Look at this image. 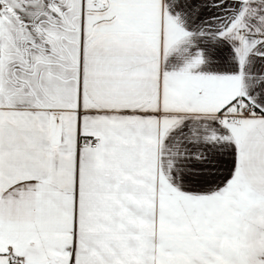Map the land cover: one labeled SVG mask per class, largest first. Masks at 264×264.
Wrapping results in <instances>:
<instances>
[{
    "label": "snow or ice",
    "instance_id": "obj_1",
    "mask_svg": "<svg viewBox=\"0 0 264 264\" xmlns=\"http://www.w3.org/2000/svg\"><path fill=\"white\" fill-rule=\"evenodd\" d=\"M0 264H264V0H0Z\"/></svg>",
    "mask_w": 264,
    "mask_h": 264
}]
</instances>
